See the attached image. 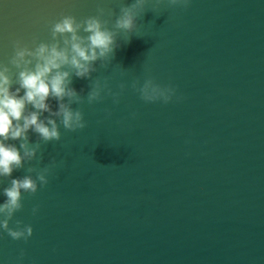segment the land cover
<instances>
[{
	"label": "water",
	"instance_id": "95a60500",
	"mask_svg": "<svg viewBox=\"0 0 264 264\" xmlns=\"http://www.w3.org/2000/svg\"><path fill=\"white\" fill-rule=\"evenodd\" d=\"M129 2L0 0V69L13 91L16 52L63 47L52 25L65 15L81 24V36L95 17L115 39L87 78L67 69L76 96L63 102L82 114L84 128L52 117L59 139L30 129L26 141H7L36 151L0 177V201L13 178L50 172L36 193H22L9 222L30 224L31 237L3 233L0 261L264 264V0H146L136 31L126 33L115 21ZM146 79L175 87L181 99L144 101ZM97 85L100 99L90 102ZM48 103L55 111V98Z\"/></svg>",
	"mask_w": 264,
	"mask_h": 264
},
{
	"label": "clouds",
	"instance_id": "9594fccd",
	"mask_svg": "<svg viewBox=\"0 0 264 264\" xmlns=\"http://www.w3.org/2000/svg\"><path fill=\"white\" fill-rule=\"evenodd\" d=\"M146 0H130L121 8L116 18L115 26L126 33L135 32L138 18L145 10ZM189 0H172L173 4H186ZM81 24L75 17L65 15L52 25V37L57 34L63 37V47L58 43L51 45L41 43L35 51L22 48L16 52L15 63L21 68L18 73V84L14 91L10 88V80L6 69H0V177L10 176L14 168L22 166L26 158L35 156V148L29 147L25 142L19 148L7 143L9 140H27V133L33 132L45 140L59 139L60 133L56 120L59 117L64 128L77 130L85 127V121L79 111H73L63 101L65 97L76 96V90L69 87L70 72L73 70L76 77L87 78L93 69V62L98 58L107 57L114 51V33L104 27L95 17L87 18L83 23V32L79 35ZM67 34V35H65ZM29 57L30 59H26ZM35 64L32 68L27 65ZM23 89V95H20ZM141 99L146 102L160 101L167 104L175 98L180 100L176 88L171 85L161 86L151 79H146L139 88ZM49 97L55 98L57 106L55 111L48 103ZM89 101L100 99V87H93L88 94ZM118 100H114V103ZM33 111L25 114L27 105ZM41 112H48L50 116L40 119ZM22 150V151H21ZM57 162L54 160V164ZM50 170L45 169L35 179L25 175L23 178H13L10 186L3 189V201H0V236L7 233L13 240L27 241L33 233L30 224L14 221L15 227L9 222L14 213L22 208V193L34 194L39 188L48 183ZM38 206H33L35 215ZM23 250L19 256L22 258ZM0 264H3L0 261Z\"/></svg>",
	"mask_w": 264,
	"mask_h": 264
}]
</instances>
